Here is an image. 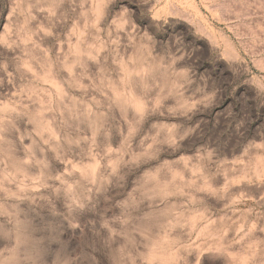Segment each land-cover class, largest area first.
Wrapping results in <instances>:
<instances>
[{"label": "rangeland", "instance_id": "1", "mask_svg": "<svg viewBox=\"0 0 264 264\" xmlns=\"http://www.w3.org/2000/svg\"><path fill=\"white\" fill-rule=\"evenodd\" d=\"M0 264H264V0H0Z\"/></svg>", "mask_w": 264, "mask_h": 264}]
</instances>
